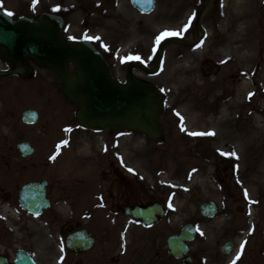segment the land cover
Returning a JSON list of instances; mask_svg holds the SVG:
<instances>
[{
  "label": "rangeland",
  "instance_id": "1",
  "mask_svg": "<svg viewBox=\"0 0 264 264\" xmlns=\"http://www.w3.org/2000/svg\"><path fill=\"white\" fill-rule=\"evenodd\" d=\"M95 1L92 0L94 6L89 16L71 14L72 0H24L19 8L20 13L29 15L46 11L63 14L64 36L91 37L121 80L126 78L128 64L135 57L156 65L158 51L156 55L151 52L155 51L156 37L162 32H177L189 40L198 38L195 19L204 0H186L182 5L177 2L183 0H170L172 7L169 8H165L169 0H159L150 22L149 16L143 20L132 16L124 0H106L102 7H96ZM243 11L250 15L244 24L238 18ZM203 22L209 35L197 44L199 47L172 44L168 46L159 74L150 76L140 69L136 71L162 92L166 141L156 144L137 132L124 130L117 133L79 131L73 148L70 144L69 149L62 150L60 173L65 182L77 185L82 193L91 190V185L100 186L101 180L103 190L106 180L110 188L121 184L113 169L123 165L117 164L118 155L109 145L118 144L128 164L137 166L157 182L156 193L167 200L172 212L150 228L149 234L143 230L137 232L132 248L138 252L141 248L158 251L159 263L180 264L171 261L164 252L165 237L190 220L198 226L192 264H264V0H214ZM86 23L88 27H84ZM244 25L246 29L242 30ZM127 54L131 59L123 61L121 57ZM192 133L203 134L196 135L201 140L203 157H189L191 145L183 146L184 138L193 136ZM226 136L232 138L229 145L220 143ZM80 139H86L84 142L91 145L95 158L76 159L74 154L82 145ZM104 140L110 143L101 148ZM230 145L231 150L223 148ZM198 168L200 173L207 174L209 182L204 183L202 178L198 181L201 184L189 186L185 175ZM216 176H219L218 182ZM87 177L91 182L85 186ZM206 199H215L219 204L213 218L196 214V206ZM239 205L244 207L242 211H237ZM258 210L261 220L254 219ZM105 226L96 222L89 225L97 236L94 251L85 255L90 263L97 257L110 262L104 246L107 242L110 255L122 247L117 232L108 233ZM226 239H234L238 245L231 255L219 251Z\"/></svg>",
  "mask_w": 264,
  "mask_h": 264
},
{
  "label": "water",
  "instance_id": "2",
  "mask_svg": "<svg viewBox=\"0 0 264 264\" xmlns=\"http://www.w3.org/2000/svg\"><path fill=\"white\" fill-rule=\"evenodd\" d=\"M60 29L56 16H42L36 23L29 18L13 21L0 12V44L7 47L8 56L21 60L33 55L39 62L52 66L69 95L81 101L78 115L84 124L110 129L136 127L161 138L159 93L132 73L127 84L116 82L90 42L65 41ZM69 59L79 72L71 80L65 70Z\"/></svg>",
  "mask_w": 264,
  "mask_h": 264
},
{
  "label": "flooded vegetation",
  "instance_id": "3",
  "mask_svg": "<svg viewBox=\"0 0 264 264\" xmlns=\"http://www.w3.org/2000/svg\"><path fill=\"white\" fill-rule=\"evenodd\" d=\"M25 83L21 80H11L5 85L6 89L13 91L21 88ZM20 109L21 107L7 106L3 107L4 114L7 117L2 122H11L13 124V132L15 137L6 145V149L0 147V204H5L11 209H0V258H5L3 264H15L18 258L19 250L33 254L36 261L40 264L51 262L54 256V244L46 231L41 228L39 222L48 221L53 228V223L61 221L65 223H94L93 204L90 199H86L88 193H82L76 186L70 184H62L61 178H56V175L49 177L50 183L47 186V194L51 199V207L45 211L39 219H32L30 212L23 209L19 201V191L23 183L40 179V176L46 171L44 168L38 167L40 164L35 163L32 166L31 159L24 157L18 150L17 144L23 137V131L20 124ZM17 141V142H16ZM52 176H55L54 178ZM56 182V183H54ZM120 197L134 198L138 201H149L150 198L143 196L140 193L137 185L133 188L118 190ZM7 196V200L5 199ZM66 200L70 208V216L61 215L58 206L62 205V201ZM152 200L154 198L152 197ZM119 206V204H118ZM82 213H91L90 219H82ZM122 218L117 217V222ZM58 231L62 232V227H58ZM31 250L42 251L43 256L37 259V256ZM21 254H19L20 256ZM25 255H21V257ZM73 264L80 263L78 260Z\"/></svg>",
  "mask_w": 264,
  "mask_h": 264
},
{
  "label": "snow or ice",
  "instance_id": "4",
  "mask_svg": "<svg viewBox=\"0 0 264 264\" xmlns=\"http://www.w3.org/2000/svg\"><path fill=\"white\" fill-rule=\"evenodd\" d=\"M9 15H11V13H8ZM184 30H187V28L185 27ZM179 33L177 32H168V31H165V32H162L159 36L156 37V44H159L164 38L168 37V36H176L178 35ZM200 45H197V47H199ZM135 59H139V57H135ZM211 134V133H209ZM192 135H203L202 133H192ZM232 155H235V153L233 152ZM131 171V169H130ZM245 196H247V193H245Z\"/></svg>",
  "mask_w": 264,
  "mask_h": 264
},
{
  "label": "bare ground",
  "instance_id": "5",
  "mask_svg": "<svg viewBox=\"0 0 264 264\" xmlns=\"http://www.w3.org/2000/svg\"><path fill=\"white\" fill-rule=\"evenodd\" d=\"M239 16H238V18H242V24H244L245 22L244 21H246L249 17H250V15L248 14V12H246V11H243L242 13H240V14H238ZM246 29V27H245V25L242 27V30H245ZM237 32V31H236ZM249 34V33H248ZM240 39H243V37H241ZM244 40V39H243ZM236 41V40H235Z\"/></svg>",
  "mask_w": 264,
  "mask_h": 264
}]
</instances>
